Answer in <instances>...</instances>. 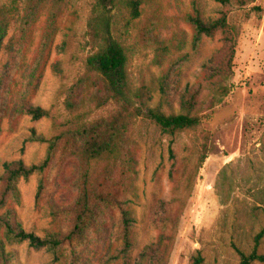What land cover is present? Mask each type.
Segmentation results:
<instances>
[{"label":"rangeland","instance_id":"obj_1","mask_svg":"<svg viewBox=\"0 0 264 264\" xmlns=\"http://www.w3.org/2000/svg\"><path fill=\"white\" fill-rule=\"evenodd\" d=\"M27 4L28 0H0L5 11L0 22V193L5 162L21 159L33 164L47 157L49 142L30 140L33 128L50 139L69 125L73 117L65 106L69 88L84 73L87 57L102 47L109 28L128 53L131 88L134 92L143 86L149 90L146 105L140 98L134 102L141 112L131 128L138 156L135 186L129 195L136 219L131 232V264L143 246L159 234L155 218L158 201L172 198L182 199L184 206L168 264H191L198 250L205 264H238L240 255L234 243L245 251L251 249L255 233L264 227V0L245 5L219 0H158L146 4L135 19L123 5L43 0L29 29L23 32ZM57 5L62 9L56 30L42 52L48 17ZM157 6L163 21L155 34L167 48L146 44L141 35ZM194 8L207 20L227 15L236 40L233 73L224 82L228 93L217 95L214 101H209L211 91L205 87L200 103L206 118L194 128L171 135L146 116L147 106L156 107L162 100L159 81L163 72L172 59L190 54L177 69L169 103L163 102L167 113L180 112V91L187 83L204 80L203 65L224 42V34L218 31L204 36L193 49L194 29L186 17ZM35 65L28 98L50 110L49 116L40 119L14 113L18 93ZM87 109L83 119L92 121L110 117L119 106L110 101ZM49 166L22 177L18 182L20 200L6 205L15 209L26 230L40 236L60 231L72 222L78 195L77 155L71 153ZM118 221L117 208L99 206L80 247L81 264H106L103 256L115 252L120 244L113 234ZM235 224L239 225L237 230ZM2 234L0 227V237ZM7 249L14 252L17 264L67 262L65 249L58 251V258L47 248L32 247L27 241L13 242ZM259 252L264 253V238Z\"/></svg>","mask_w":264,"mask_h":264},{"label":"trees","instance_id":"obj_2","mask_svg":"<svg viewBox=\"0 0 264 264\" xmlns=\"http://www.w3.org/2000/svg\"><path fill=\"white\" fill-rule=\"evenodd\" d=\"M158 0H97L102 7L123 5L133 19L141 15L147 4ZM225 4L236 3L245 5L253 0H219ZM43 0H28L22 29L25 32L36 17ZM61 5L53 7L48 17L47 28L42 41V52L48 46L56 30L57 20L61 13ZM5 17L3 7H0V22ZM160 7L154 9L149 24L143 25L141 35L146 44L167 48L159 41L155 30L161 26ZM186 21L194 29L192 46L196 50L204 36H213L218 31L224 34V42L210 59L203 65L204 80L187 83L179 94L180 112L167 113L163 102L169 103V95L177 75V69L190 57L189 53L181 54L171 60L170 66L163 72L159 81L161 101L156 107L147 106L146 116L153 120L162 131L171 135L178 131L194 128L204 118L201 114L200 97L207 87L211 91L209 101H214L217 95L228 93L225 81L233 73V61L236 50L235 36L227 21V15L205 19L198 8L189 13ZM129 57L124 45L117 40L109 28L105 30L102 47L89 55L85 62V71L77 82L69 88L65 106L73 116L65 129L50 139L38 134L32 129L30 140L49 142L47 157L40 163L26 164L23 160H12L4 163L3 186L0 193V209L6 207L10 200L19 201L18 182L22 177H29L35 172L45 171L51 162L56 165L69 157L77 155L79 161L78 195L73 206L72 222L60 231L48 232L40 236L34 231L24 228L14 208L6 207L0 214V227L3 234L0 237V264H17L14 252L7 249L13 242L27 241L30 246L45 247L58 258V251L65 249L66 264H81L80 247L86 240L88 230L101 204H107L119 210V221L114 229V240L120 241L115 252L103 256L106 264L121 262L131 264L129 251L132 246L131 232L135 217L129 207L130 193L135 186L138 156L136 141L132 137L131 128L135 117L141 112L135 107L136 98L146 105V94L149 90L143 86L133 91L130 85L128 70ZM37 66H33L26 76L23 88L19 91L14 113L28 114L33 119L49 116L50 110L34 105L28 98L33 85ZM114 101L119 109L110 117H102L92 121H84L92 105L100 107ZM50 167V166H49ZM184 202L180 198L160 199L156 206L155 218L159 227L157 238L140 250L134 264H168L170 252L174 245L178 222L182 214ZM237 224L234 230H237ZM264 238V227L255 233L254 245L246 251L235 244L240 255L238 264L264 262V253L259 252V246ZM191 264H205V258L198 250L191 257Z\"/></svg>","mask_w":264,"mask_h":264}]
</instances>
